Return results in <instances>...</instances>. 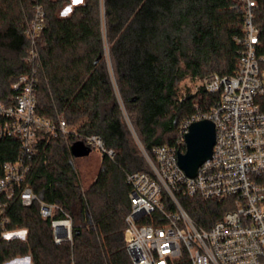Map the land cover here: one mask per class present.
Wrapping results in <instances>:
<instances>
[{
    "label": "trees",
    "instance_id": "1",
    "mask_svg": "<svg viewBox=\"0 0 264 264\" xmlns=\"http://www.w3.org/2000/svg\"><path fill=\"white\" fill-rule=\"evenodd\" d=\"M37 2L45 19L36 41L35 113L78 124L79 134L99 136L114 157L102 156L84 187L69 149L76 139L37 130L26 184L40 201L72 217V241L55 245L38 204L23 206L13 197L3 214L5 229L26 228L28 234L24 241L0 239V264L27 254L33 264H131L123 237L130 211L126 175L149 172L143 153L153 161L154 148L173 146L183 122L207 114L219 101V93L203 88L181 94L180 85L211 74H235L241 51L234 40L242 32L239 0H81L65 17L61 13L70 0ZM32 6L31 0H0V101L5 104L11 103L16 79L31 73L24 59L30 45L25 18ZM254 23L256 55L264 68V0ZM256 103L264 112V96ZM18 154V138L0 140V171ZM178 200L202 228L230 209L224 201Z\"/></svg>",
    "mask_w": 264,
    "mask_h": 264
},
{
    "label": "built area",
    "instance_id": "2",
    "mask_svg": "<svg viewBox=\"0 0 264 264\" xmlns=\"http://www.w3.org/2000/svg\"><path fill=\"white\" fill-rule=\"evenodd\" d=\"M31 1V17L25 18L30 45L24 59L31 73L12 84L11 103L0 101V140L19 139L18 157L4 163L0 171V239L14 231L5 229L3 214L17 197L23 206L38 204L40 217L49 221L52 242L59 245L72 241V217L40 201L26 184L37 151L36 131L53 138L72 137L101 157L112 159L114 152L99 136L79 134L78 124L68 125L61 115L54 121L36 115L35 73L40 66L36 41L45 12L37 0ZM259 1L239 0L242 32L234 40L241 51L235 74H211L192 83L191 94L199 88L219 93L216 105L207 114L183 122L173 146L152 150L153 161L143 153L149 172L126 175L130 211L123 237L131 264H264V112L256 103L257 97L264 96V68L256 55L259 30L254 23ZM203 119L214 125L211 158L194 178H187L177 165V153L184 146L188 125ZM179 196L224 201L230 209L210 227H198L180 205Z\"/></svg>",
    "mask_w": 264,
    "mask_h": 264
},
{
    "label": "water",
    "instance_id": "3",
    "mask_svg": "<svg viewBox=\"0 0 264 264\" xmlns=\"http://www.w3.org/2000/svg\"><path fill=\"white\" fill-rule=\"evenodd\" d=\"M214 136V125L209 120L188 125L183 135L184 152L177 153V165L187 178H194L198 168L211 158ZM90 151L81 141H74L70 147V154L74 158L87 157Z\"/></svg>",
    "mask_w": 264,
    "mask_h": 264
},
{
    "label": "rangeland",
    "instance_id": "4",
    "mask_svg": "<svg viewBox=\"0 0 264 264\" xmlns=\"http://www.w3.org/2000/svg\"><path fill=\"white\" fill-rule=\"evenodd\" d=\"M80 3L81 0L79 2H77V0H70V3L63 9L61 13L62 17L67 16L70 13L69 11L71 10V8ZM191 87H192V83L188 80L181 83L180 85L181 94H183L187 90L190 92ZM130 131L133 132L131 127H130ZM138 147L140 149L139 144ZM100 160H101V155L96 150H91L87 157L76 158V164L78 166L79 173L82 176V185L84 187L87 186L89 183H91V181L94 179L95 174L99 167Z\"/></svg>",
    "mask_w": 264,
    "mask_h": 264
},
{
    "label": "clouds",
    "instance_id": "5",
    "mask_svg": "<svg viewBox=\"0 0 264 264\" xmlns=\"http://www.w3.org/2000/svg\"><path fill=\"white\" fill-rule=\"evenodd\" d=\"M28 230L26 228L14 230L4 234V239L11 241L13 238L24 241L27 239ZM7 264H33L30 256L16 257L7 262Z\"/></svg>",
    "mask_w": 264,
    "mask_h": 264
},
{
    "label": "snow or ice",
    "instance_id": "6",
    "mask_svg": "<svg viewBox=\"0 0 264 264\" xmlns=\"http://www.w3.org/2000/svg\"><path fill=\"white\" fill-rule=\"evenodd\" d=\"M77 2H79V0H77Z\"/></svg>",
    "mask_w": 264,
    "mask_h": 264
},
{
    "label": "crops",
    "instance_id": "7",
    "mask_svg": "<svg viewBox=\"0 0 264 264\" xmlns=\"http://www.w3.org/2000/svg\"><path fill=\"white\" fill-rule=\"evenodd\" d=\"M80 1V0H79Z\"/></svg>",
    "mask_w": 264,
    "mask_h": 264
}]
</instances>
